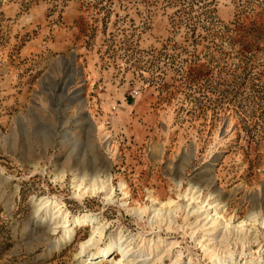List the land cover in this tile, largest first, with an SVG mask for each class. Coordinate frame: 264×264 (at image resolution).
Here are the masks:
<instances>
[{
	"label": "rangeland",
	"instance_id": "rangeland-1",
	"mask_svg": "<svg viewBox=\"0 0 264 264\" xmlns=\"http://www.w3.org/2000/svg\"><path fill=\"white\" fill-rule=\"evenodd\" d=\"M48 201L121 264H264V0H0V264L121 259Z\"/></svg>",
	"mask_w": 264,
	"mask_h": 264
},
{
	"label": "bare ground",
	"instance_id": "bare-ground-1",
	"mask_svg": "<svg viewBox=\"0 0 264 264\" xmlns=\"http://www.w3.org/2000/svg\"><path fill=\"white\" fill-rule=\"evenodd\" d=\"M81 91H79L78 93H80ZM81 94V93H80ZM82 98V97H81ZM81 101V100H80ZM78 182V181H77ZM80 186H76V190L79 191L80 190ZM102 187V186H100ZM105 187V186H104ZM122 188H124L126 190L125 185H122ZM93 190V189H92ZM94 192V190H93ZM99 192V191H98ZM52 204H54L53 209L56 208V213L58 214L57 217H54L55 214L53 215V219L50 221V225H48L49 227V233L50 232H55L57 231V229H62L63 230V235L61 237V240L55 241L52 244V249H59L61 248L62 245L71 242V240H73L74 238V234H75V229L76 227L79 226H88V227H92V235L90 237L89 240H87L86 242L82 243L80 248H81V252L79 255H83L86 253V250L90 249L91 247L95 246V250L88 253L87 255V259L86 260H97V259H101V262L104 261L105 259L109 258L111 255H113L115 252L117 253V256H121V259L117 262H115L114 264H121L122 261L129 257V252L130 250H128V248L126 246H124V244H120L119 242L121 241V237L116 240V241H110L104 249H99L96 244L97 241L96 239H101L102 235H103V230L102 228L99 229L98 227L95 228V220L96 218L94 217H88V216H83L81 218H73V219H68L66 215H64V212L62 209V206H59L56 203H52L50 201L44 203V205L42 206V203L38 205L37 209H36V213H39L42 209H44L46 206L51 207ZM214 207L211 206L209 209H207L206 213L209 212V210H212ZM210 213H207L206 218H208V215ZM213 215V214H212ZM210 216V215H209ZM44 217V216H43ZM217 216L214 215L212 217L211 220H213V225L216 223H218V218H216ZM52 218V217H51ZM45 219V218H44ZM61 223L59 226L58 224ZM90 224V225H89ZM98 237V238H97ZM218 264H225L224 260H220L218 259ZM216 263V264H217ZM95 264V263H93Z\"/></svg>",
	"mask_w": 264,
	"mask_h": 264
}]
</instances>
